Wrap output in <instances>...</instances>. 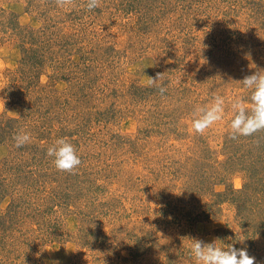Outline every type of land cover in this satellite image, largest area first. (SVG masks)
Instances as JSON below:
<instances>
[{
    "label": "rangeland",
    "instance_id": "374dc122",
    "mask_svg": "<svg viewBox=\"0 0 264 264\" xmlns=\"http://www.w3.org/2000/svg\"><path fill=\"white\" fill-rule=\"evenodd\" d=\"M86 4L0 0V122L20 118L0 128V264H195L190 238L264 264V132L229 139L227 106L191 128L213 94L251 104L264 0ZM61 137L75 174L46 155Z\"/></svg>",
    "mask_w": 264,
    "mask_h": 264
},
{
    "label": "clouds",
    "instance_id": "9594fccd",
    "mask_svg": "<svg viewBox=\"0 0 264 264\" xmlns=\"http://www.w3.org/2000/svg\"><path fill=\"white\" fill-rule=\"evenodd\" d=\"M61 9H70L75 5V0H55ZM101 0H87L86 7L89 11L99 8ZM162 74L157 73L156 78L149 80L150 86H156L161 96L167 88L157 82ZM242 84L246 89H252L251 104L248 105L240 97L227 99L219 94H213L209 104L196 105L192 112L191 128L196 133L203 135L206 130L225 117L226 106L233 113L230 122L229 139L236 140L241 136L249 137L264 132V70L245 76ZM15 146L20 148L32 142L30 132L21 129L13 136ZM46 155L53 158L54 166L58 171L75 174L82 160L78 149L68 138L61 137L48 146ZM190 251L195 264H257L256 258L249 254L246 248H236L233 245L220 246L217 241L206 243L201 239L190 238ZM244 239L241 237L240 242Z\"/></svg>",
    "mask_w": 264,
    "mask_h": 264
},
{
    "label": "trees",
    "instance_id": "16d2710c",
    "mask_svg": "<svg viewBox=\"0 0 264 264\" xmlns=\"http://www.w3.org/2000/svg\"><path fill=\"white\" fill-rule=\"evenodd\" d=\"M19 120H20V118L18 117V118H13V119H9L7 122L5 121L4 123H2V122H0V128L1 129H3V130H7V128H8V126L7 125H9V124H13V122H15V123H17V122H19ZM248 192H250V191H248V190H246L244 193L245 194H247ZM241 193V192H240ZM242 195H245V194H243V193H241ZM246 196V195H245ZM247 199V198H246ZM249 200V199H248Z\"/></svg>",
    "mask_w": 264,
    "mask_h": 264
}]
</instances>
